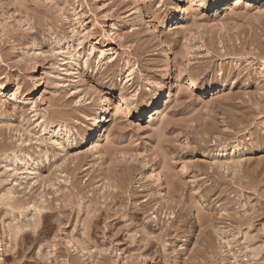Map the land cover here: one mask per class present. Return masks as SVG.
<instances>
[{"label": "rangeland", "instance_id": "obj_1", "mask_svg": "<svg viewBox=\"0 0 264 264\" xmlns=\"http://www.w3.org/2000/svg\"><path fill=\"white\" fill-rule=\"evenodd\" d=\"M192 1L0 0V264H264V0Z\"/></svg>", "mask_w": 264, "mask_h": 264}, {"label": "bare ground", "instance_id": "obj_2", "mask_svg": "<svg viewBox=\"0 0 264 264\" xmlns=\"http://www.w3.org/2000/svg\"><path fill=\"white\" fill-rule=\"evenodd\" d=\"M193 1H194V3H193ZM193 1H192V3L194 5L198 4L200 2L199 0H193ZM40 86H41V84H40ZM100 107L102 109L101 110L102 113L100 114V121H99L98 125L94 129H92L90 134H88V139H89L90 142L93 141L94 139H98L101 136L102 132L104 131V128L106 127V125L108 123V119L110 117V111H109V107H108L106 99L102 100ZM123 107H121V106L118 107V110H117L118 114H121V112H124L125 110L130 112L131 108H132V107L126 106L125 109H122ZM156 110H157V113H160V108L159 107Z\"/></svg>", "mask_w": 264, "mask_h": 264}]
</instances>
